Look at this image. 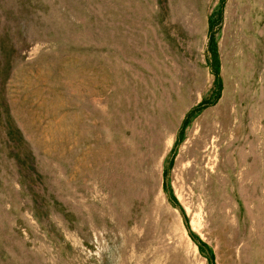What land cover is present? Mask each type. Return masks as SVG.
Returning a JSON list of instances; mask_svg holds the SVG:
<instances>
[{
    "label": "rangeland",
    "instance_id": "obj_1",
    "mask_svg": "<svg viewBox=\"0 0 264 264\" xmlns=\"http://www.w3.org/2000/svg\"><path fill=\"white\" fill-rule=\"evenodd\" d=\"M0 264H264V0H0Z\"/></svg>",
    "mask_w": 264,
    "mask_h": 264
},
{
    "label": "trees",
    "instance_id": "obj_2",
    "mask_svg": "<svg viewBox=\"0 0 264 264\" xmlns=\"http://www.w3.org/2000/svg\"><path fill=\"white\" fill-rule=\"evenodd\" d=\"M216 53V52H215ZM218 67V66H217ZM216 67V76H217V80H220L219 78V72H218V68ZM219 84H220V81H219Z\"/></svg>",
    "mask_w": 264,
    "mask_h": 264
}]
</instances>
